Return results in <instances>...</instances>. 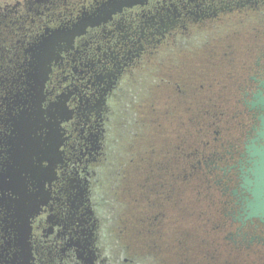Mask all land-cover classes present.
Instances as JSON below:
<instances>
[{
    "label": "flooded vegetation",
    "instance_id": "obj_1",
    "mask_svg": "<svg viewBox=\"0 0 264 264\" xmlns=\"http://www.w3.org/2000/svg\"><path fill=\"white\" fill-rule=\"evenodd\" d=\"M26 1L5 4L4 8L16 15L28 5ZM108 1L82 7L75 17L69 14L65 25L48 28L71 27L83 14H97V9ZM254 20L264 21V0H147L142 5L123 8L106 22L87 28L72 45L57 47L40 107L44 127L39 124L33 131L35 136L21 139L14 128L18 119L11 120L23 110L24 71L29 60L26 50L44 31L27 43L18 73L11 79L0 80L4 90H0V264H131L121 251L117 254L120 247L114 246L113 256L105 251L100 221L90 201L89 181L81 169L90 162L80 161L84 156L81 151H88L91 146L92 152L98 150L93 160L103 162L97 156L104 149L100 127L110 111L109 101L148 48L160 42H178V36L193 37L202 27L214 31L219 25L238 26ZM238 38L242 41L236 44L232 40L223 53L226 68L235 75H228L224 87L239 89L238 101L251 126L238 137L231 132L219 135L215 131L213 145L206 141L204 149L195 140L189 156L196 159L198 166L203 163L206 168L222 170L225 189L231 188L229 202H225L227 214L239 224L236 236L246 238L256 234L234 244L237 248H254L256 253L264 251V227L255 220L244 221L240 217L245 197L240 177L247 166V158L243 157L245 146L262 115L251 109V104L257 101L254 96L259 92L264 96V41L258 37L254 42L252 35ZM55 121L59 123L56 133L52 127ZM236 125L243 124L236 122ZM207 145L211 149L207 147L209 150L205 152ZM33 151L36 155H32ZM150 173L142 178L143 190L149 185ZM138 195L143 197V192ZM148 211L152 212L149 208ZM151 227L153 237L157 225Z\"/></svg>",
    "mask_w": 264,
    "mask_h": 264
},
{
    "label": "trees",
    "instance_id": "obj_2",
    "mask_svg": "<svg viewBox=\"0 0 264 264\" xmlns=\"http://www.w3.org/2000/svg\"><path fill=\"white\" fill-rule=\"evenodd\" d=\"M100 1L101 0H39L37 2V0H27L26 2L28 5H26V7L18 14H16V16H13V13H7V10L4 8L5 6L0 5V80H4L6 78L11 79L15 76V74L18 73V67L23 59V50L27 46V43H32L34 41V38L37 34H40L45 28L48 27L53 28L58 25H65L66 22H69L70 13H72V16L75 17L82 10V7H87L91 4L94 5V3ZM3 16H7V18L3 19ZM259 22L252 21L248 23L245 26L246 29L244 31L246 32V35L244 37H249L251 35L253 36V32H255L256 28L264 29V21L259 20ZM226 27H232V29L223 30L225 31V36H228L230 32L237 29H234L232 24ZM239 35L240 34L238 32H235L234 34H231V36L236 37L234 40L230 39L231 37L224 38V41L220 43L225 48L231 44L232 40L234 43L238 44L242 41L238 38ZM196 38L197 40L193 41V39ZM193 39L188 43L192 45L196 51L194 55L197 57L193 60L197 65L195 64L196 66L194 65L193 68L196 67V69H198L199 67L197 66L201 67L202 64L206 63L202 60H209L214 55L208 54V51L206 52V49H204L205 45H208V38L205 36L204 32L203 34L200 33ZM185 43V46L188 47L189 44L187 42ZM220 43L212 47L215 48L213 50L214 52L212 53H216L217 57H220L217 54L221 52L220 50H222V48L219 46ZM242 46L243 44L241 47ZM181 52L179 53L181 54ZM179 53L177 54L174 52V50H172L157 56L158 60L156 59L151 61V59H148L144 66L138 68L133 75L130 77L127 76L122 81L119 87L120 93L113 96V98L109 101L110 111L104 118V149L103 153L101 154V160L103 159V162H100L99 166L96 167L94 171L90 172V175L87 177L91 183L90 201L95 212V216L100 221V239H102L104 245L113 242L111 244H113L114 251V246L116 245L117 247H120L119 244L122 243L121 238L123 237L120 235L118 236V233L120 232L117 233L116 229H118L123 224L122 219L126 214L125 210L127 209L128 203H125L123 200L113 196L112 192L118 189V185L116 188V184H114V182L112 183V179L109 175L111 171H113V168L118 164H121L120 168L124 170V157H129L130 155L132 156V161L134 163L133 173L136 174L134 169H136L135 167L141 163V160L139 159L141 155L144 154L146 161L142 165V170L145 169L146 172L144 177L148 176V173L151 172L148 178L149 185L144 187V190L137 188V195L139 192H143V197L145 200L150 197L149 195H151V193L159 196L164 191L158 189L163 187L164 190L165 185H167L166 188H168L167 181L168 179H171L173 191L177 193L174 194L176 196L178 195L176 197L178 201L176 200V202L179 204V212L174 214V220L176 223H181V221L185 220H182L183 214L186 213V218L189 219L190 214L193 212L190 209H184L186 206L184 205V196L188 193L189 188L194 190L191 186H187L188 181L190 182L191 180V185H196L195 188L198 186L197 189H200L198 192L199 195H197L196 192L198 199L195 200V198L194 200H191V202H193L192 208H196L195 204L197 202L202 203V208L196 211L194 215L195 221L198 222L196 231L198 230L199 236H201L200 238L197 236L199 238L198 243H200L199 253L202 254L201 256L205 261L207 259H218L219 261L216 260L217 264H224L222 259H226L227 256H224L223 254L216 256V253L212 251L208 252L203 250L205 248H202L201 243H208L207 236L209 237L212 235L215 237V240L224 239L225 243H228L227 245H229V247H232L231 245H233L232 249L230 248V250L232 253H234L236 249L241 251L254 249H247L244 247L237 248L239 246H235L234 241L249 240L250 237H253L256 234L251 233L246 238H242V236H236L235 228H237L239 224H235L233 222V217L227 214L228 207H226L225 202H229L231 188L225 189L227 188L225 185L226 178L223 177L222 170L219 168H206L203 163H201V166H198L195 161L196 159H194L192 156H189V153L192 152L193 145L191 144H193L195 140H198V144L201 146V149H203L202 147L204 142L202 135L204 132L207 131L213 136V138L215 137V131H217L219 135L223 133V123L218 124L217 121H210L206 129L204 126H201L200 115H198V113L200 112L201 116H203V114H207L209 118H214V114H217L219 121L224 119L226 114L222 113L223 111L218 112L217 104H214L210 100L206 107H203V109L199 108L200 110H197L196 114L192 115V119L188 118L191 121L186 119L185 123V121H181L177 117L171 118L170 120H167V125H172V129L167 130V128H164L160 135H157L154 131L155 133L153 136L149 135L151 127H149L147 124L145 129L142 121L140 120V110L142 109L144 112L147 111V107L156 105V103L161 101L160 99L167 93V86L166 84H162V82H164V80H166L169 74H172V72L167 70L166 60L168 58H172L178 63H181V56ZM199 53L201 54L199 55ZM183 62L185 64L186 61L183 59L182 63ZM207 63H209V61H207ZM225 65V59L223 60L222 56V58L220 57V59H218L216 62V67H220L218 68L220 71L217 73V75H221L222 71L232 72V70L230 68H226ZM220 79L221 80H216L217 84L224 87L227 82L225 76ZM1 89L3 90V86H0V90ZM236 89L239 91L238 88ZM238 100H240V98H238L237 101ZM226 101L228 103V99H226ZM237 101L234 103L237 105L236 107L234 104H232L234 111H232L229 118H241L238 119L237 122H242L243 124L239 125L241 128H243V132L238 133V135H242L250 128L251 120L249 117H246L247 115L243 105ZM186 105H188V102L184 106L186 107ZM204 105H206V103H204ZM204 105H200V107ZM185 107H182L181 110L183 114H186L187 111H189V107L188 109ZM191 112L193 113V111ZM195 116L196 118H194ZM193 122H195V124H192ZM224 123L227 122L224 121ZM229 131V128L225 130V132ZM200 133L201 139H199ZM185 135L187 136V139H190H188V142L186 141ZM137 136L138 138H136V142H134V138ZM151 137L152 144L150 148L152 147V149L147 151L149 150V147H146V143L148 139H151ZM213 138L208 140L210 145H213ZM106 145H108V148H106ZM129 146L133 151H135L134 154L128 151ZM180 146L181 150L178 149ZM209 148L211 149V146H209ZM156 163L158 164V168L156 167ZM181 167H184L183 171H180ZM193 167H196V169ZM181 172L184 173V176H186L185 180L182 178L183 175L181 177ZM94 173L95 176L93 178ZM152 174L153 176H151ZM123 175V172H121L119 175L122 180L119 186L123 184L121 193H124V188L127 184V176H130V173L129 175H127V173L125 174L126 178ZM138 176H140V174ZM114 181L116 183L115 179ZM148 187L149 192L146 191ZM152 199L156 198H150V200ZM145 203V206L139 205L140 210L138 211L137 217H135V219H137L138 222L137 231L141 232L142 234L150 235V233L153 232L151 226L155 223L153 224L151 218L149 217L148 201H145ZM199 211L200 214H198ZM157 223H159V220ZM157 223L155 225H157ZM220 233H224L225 237L221 238ZM114 238H116V241ZM181 239L182 237H178L175 240L179 242L182 241ZM181 244L180 250L183 252L185 245H183V242H181ZM137 245L141 244L138 243ZM121 246L123 245L121 244ZM144 251L145 249H141L140 247L137 248V251H134L133 255H135V263L132 264H192L187 261L179 262L177 260L167 258L164 256V254H162V257L164 258H160V255L156 256L150 254H146V257L142 258L140 255L145 254ZM231 259L232 260L227 258L226 262L228 264H241L236 263V259H238L236 256H232Z\"/></svg>",
    "mask_w": 264,
    "mask_h": 264
},
{
    "label": "rangeland",
    "instance_id": "obj_3",
    "mask_svg": "<svg viewBox=\"0 0 264 264\" xmlns=\"http://www.w3.org/2000/svg\"><path fill=\"white\" fill-rule=\"evenodd\" d=\"M15 2L19 3V2H22V0H0V5L5 6V4H13ZM12 15L16 16L15 14H12ZM249 15H253V14L249 13ZM254 21L259 22V20H254ZM247 24H248L247 22L246 23L241 22L238 26H235V24H232L234 26V29L235 28L237 29L230 32L228 36H225L224 34L225 31L223 30L225 29L230 30L232 29V27H226V26L219 25L220 27H218L217 29L215 27L214 31L213 29H211V27H202L200 28V32L197 35H194L193 37H190V38L184 39L183 37L178 36L177 38L178 42L177 41L176 42L167 41L169 44L160 42L158 45H155L154 48H148L145 55L141 56L139 61L135 64L133 71L127 72L128 77H130L131 75L134 74L135 71H137L138 68L144 66L145 62L148 59H151V61L156 60V59L158 60L157 56L167 51L174 50V52L177 54L181 51L186 52V53L181 52V54L179 53L181 56L180 58L181 63H178L172 58H168L166 60V67L171 68V70H168V71H171L172 74H169L167 79L164 80V82H162V84H166L168 89H167V93L160 99L161 101L156 103V105L147 107L148 109H146L147 111L145 112L142 111V109L140 110V113H139V115H141L140 120L142 121L144 128L146 129L147 124L149 127H151L150 128L151 131L149 134L150 136L151 135L153 136L155 132L157 135H160L161 131L164 128L165 129L167 128V130H171L172 125L170 126L167 125V120H170L171 118L177 117L179 120L185 121L186 123V119H188L189 117L192 119V115L196 114V111L200 110L199 108L203 109V107H206L207 104L210 102V100L214 104L215 103L217 104L218 112L223 111L222 113L226 114V116L224 119L219 121L217 118V114H214L213 116L214 118H209L207 114H203V116H201V113L199 112L198 115H200L201 126H204L206 129L210 121L212 122L217 121L218 124L223 123L222 132L225 134L231 132L234 137H238V133L243 132L242 131L243 128L236 125L237 120L241 118H238V117H235L232 119L229 118L232 111H234L232 104H234L237 101V99L240 98V94L236 92H240V91H238L236 88H232L229 86L222 87L221 85L217 84V81H216V80H221L220 78H223L224 76L227 80V78H229L228 75H231V76H235V75L234 73L230 71H222V70H221L222 71L221 75H217V73L220 71L218 68L220 67H216V62L218 61V59H220V57L222 58L223 56L222 54L224 52H227L226 48L223 45H221L220 42L224 41V38L232 37L231 34H234L235 32H238L240 35L245 36L246 32L244 30L246 29L245 26ZM203 32L205 36L208 38L207 39L208 45H205L204 49H206L205 50L206 52L208 51V54H212L214 56L212 58L210 57L211 59L209 60H206V59L202 60L203 62H206V63L204 64L201 63L202 64V65L200 64L201 67L197 66L199 67L198 68L199 70H198L196 69V67L193 68L194 65L196 64L193 60V59H196L197 57L194 55L196 51H194L195 49L188 42L191 41L194 37L198 36L200 33L203 34ZM253 34H254L253 35L254 42H255V39H257L258 37H260V41L261 40L264 41V29L256 28ZM196 40L197 38L193 39V41H196ZM185 42L189 44L188 47L185 46L186 45ZM219 43H220L219 46L222 48V50H220L221 52L219 53L217 52L218 53L217 55L220 56V57H217L216 53H212L214 52L213 50L215 49L212 47L214 45H218ZM200 54L201 53H199V55ZM183 59L186 61L185 64L184 62L182 63ZM224 59L225 58L223 56V60ZM251 59H253V57ZM207 61H209L211 65L207 63ZM198 62H201V61H198ZM119 93L120 91L118 90L115 93V95ZM226 99H228V103ZM187 102H188V105H186L185 107L184 105ZM204 103H206V105H204ZM200 105H204V106L200 107ZM234 106L236 107L237 105L234 104ZM182 107H185L186 109H188L189 107V111H187L186 114H183V112L181 111ZM191 111H193V113ZM246 117L248 118V116ZM194 118H196V116ZM224 121H226L227 123H224ZM99 122L100 121H97L98 125H99ZM101 124L102 126L100 127V132H102V129H103L102 134H105L104 121H102ZM192 124H195V122H193ZM227 128H229L230 130L229 132H225ZM195 129H196V126H195ZM102 134L99 133V136H101ZM136 138H138V136L134 138V142H136L135 140ZM185 138L187 142L190 140L189 138H188L189 140L187 139L186 135H185ZM202 138H203V142H206L208 140H211L213 136L206 131L203 133ZM199 139H201V133L199 135ZM151 140H152V137L151 139H148L146 143V147H149V150L147 151H150L152 149V147L150 148L152 144ZM89 147L90 148L88 151L86 150L81 151V154H84V156L80 159L81 162H84V161L90 162L89 163L90 165H88V167L83 166L81 168L83 169L82 170L83 174L85 175L86 173L87 177L88 175H90V172L94 171L96 169V166L100 164V161L93 160L94 159L93 157L95 155L94 153L98 152V150H96L95 152H92L91 146ZM207 147L205 149V152L209 150V148ZM106 148H108V145H106ZM129 148H128V151L134 154L135 151ZM202 148L204 149V146ZM85 152H89L91 156L89 154L87 155V153ZM99 152L103 153V148H102V151H99ZM101 157L102 156L100 154L99 157L97 156V159H101ZM132 159L133 158L131 155L129 157L125 156L124 162H123L124 170L120 168L121 164H118L117 166L113 168V171H111L109 175L112 179V183L114 182V184H116L115 185L116 188L118 185V189L112 192L113 196H115V198L117 197L118 199L123 200L125 203H128L127 209L125 210L126 214L124 215L122 219L123 224L118 229H116L117 233L120 232L118 233V236L120 235L121 237H123V238L120 237L122 240V243L121 242L120 243L123 246L119 244L120 250L117 251V254L121 251L122 257L126 259L127 258L130 259V263L132 264V263H135V255H133L134 251H137V248L140 247L141 249H145L144 251L145 254L140 255L142 258L146 257V254L156 255V256L160 255V258H164L162 257V254H164L165 257L177 260L179 262L187 261L192 264H203V263L204 264H217V261H219L218 259H214V260L207 259L205 261L204 258L201 256L202 254L199 253L200 243H198V239L201 236H199L198 230L196 231L198 222L195 221L194 215L196 211L202 208L201 207L202 203L201 202L196 203L195 201L196 208H192L193 202H191V200H194L195 198H196L195 200L198 199L197 195H199L198 192L200 191V189H197L198 186L197 188H195L196 185H191L192 184L191 180L190 182L188 181L189 184L187 183V186L188 185L189 187L191 186L194 190L189 188L188 193L184 196L185 198L184 205H186L184 209L185 210L190 209L193 212L192 214H190L189 219L186 218L187 216L186 213L183 214L182 220L183 219L185 220L181 221V223L180 222L176 223V221L174 220V214L176 212H179L178 210L179 204L176 202V200L178 201V199L176 198L178 195L176 196L174 194L176 192L173 191V187L171 186V179H168L167 181L168 188H166L167 185L164 186L163 184L164 190H163V187H160L158 189V190L164 191L159 196L151 193V195H149L150 197L146 200L144 197H140V196L138 197L136 189L137 188L143 189V187L141 186V183H142V178H144V175L146 174V172H145V169L142 170V165L145 163L146 160H145V155L144 154L141 155L139 159L141 160V163L137 167H135L136 169L134 170L136 171V174H134L133 173L134 163ZM183 169L184 167H181L180 171H183ZM121 172L124 173L123 176L125 178H126L125 174L127 173V175H129L130 173V176H127V184L124 188V193H121L123 184L119 186V184L122 181L119 176ZM139 174L140 176H138ZM181 177L184 180L186 179V176H184V173L181 174ZM81 178L83 177L81 176ZM113 178L116 180V183ZM89 182L87 183V185L89 188H91V185ZM195 189L198 191H196ZM196 192H197V195H196ZM150 198H156V199L150 200ZM145 201H148V207L150 210H152V212L149 213V217L151 218V221L153 222V224L154 223L156 224L157 221L159 220V223H157V227L159 228H157V233H154L153 237L150 236L151 233L149 235V234H142L141 232L137 231L138 222H137V219H135V217H137L138 211L140 210L139 205L145 206L146 205ZM155 214L158 216H156ZM198 214H200V211L198 212ZM155 216L156 218L154 219ZM220 234H221L220 235L221 238L225 237L224 233H220ZM178 237H182L181 239L182 241L178 242L177 240H175ZM207 238H208L207 244L201 243L202 248H205L203 250H206L208 252L212 251L216 253V256H219L220 254L227 256L226 259H222L224 264H228L226 260L227 258L232 260L231 259L232 256H236L238 258L236 259V263L264 264V251L263 250H261V252H259V250H256V253H254V249L243 250V251L236 249L235 252L232 253L230 248L232 249L233 245H231L232 247H229V245H227L228 243H225L224 239L215 240V237H213L212 235L209 237L207 236ZM114 240L116 241V238H114ZM181 242H183V245H185V249L183 248V252L180 250V246L182 245ZM111 243L113 242H110L104 245L105 251H107L106 253H108L109 256H113L114 254L113 244ZM138 243L141 245H137Z\"/></svg>",
    "mask_w": 264,
    "mask_h": 264
},
{
    "label": "water",
    "instance_id": "obj_4",
    "mask_svg": "<svg viewBox=\"0 0 264 264\" xmlns=\"http://www.w3.org/2000/svg\"><path fill=\"white\" fill-rule=\"evenodd\" d=\"M145 1L147 0H110L97 9V14L93 13L90 16L83 14L71 27L45 29L37 41L28 46L26 53L29 60L24 71L23 85L25 90L22 94L25 97L21 100L24 104L23 110L16 119L11 120L18 119L14 123V128H16L21 139L28 138L32 134L35 136L36 133L33 131L37 129L39 124L44 127V112L40 107L45 98L43 94L45 84L49 79L51 63L57 47L60 44L72 45L74 39L83 35L87 28H93L106 22L108 18L123 8L142 5ZM254 98L257 101L251 104V109L260 111L262 115L258 117L259 124L245 146L243 157L246 156L247 158V166L242 169L240 177V189L245 197L243 198V210L240 217L244 221L255 220L264 227V96L259 92ZM58 126L57 121L52 124V127H55L54 133H56ZM54 152L56 154V151ZM233 194H236V191Z\"/></svg>",
    "mask_w": 264,
    "mask_h": 264
},
{
    "label": "bare ground",
    "instance_id": "obj_5",
    "mask_svg": "<svg viewBox=\"0 0 264 264\" xmlns=\"http://www.w3.org/2000/svg\"><path fill=\"white\" fill-rule=\"evenodd\" d=\"M31 149H32V145H31ZM31 149H30V150H31ZM36 149H37V148H36ZM37 150H38V149H37ZM32 155H36V151H33V152H32Z\"/></svg>",
    "mask_w": 264,
    "mask_h": 264
}]
</instances>
